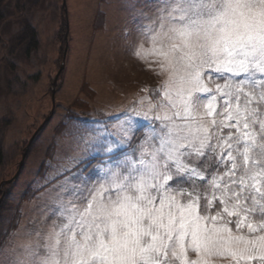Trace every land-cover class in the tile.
I'll use <instances>...</instances> for the list:
<instances>
[{"label": "snow or ice", "instance_id": "1", "mask_svg": "<svg viewBox=\"0 0 264 264\" xmlns=\"http://www.w3.org/2000/svg\"><path fill=\"white\" fill-rule=\"evenodd\" d=\"M145 2L166 82L118 119L121 143L134 117L149 134L60 213L42 264L264 262V0Z\"/></svg>", "mask_w": 264, "mask_h": 264}, {"label": "rangeland", "instance_id": "2", "mask_svg": "<svg viewBox=\"0 0 264 264\" xmlns=\"http://www.w3.org/2000/svg\"><path fill=\"white\" fill-rule=\"evenodd\" d=\"M19 5L4 0L0 7V264H42L60 213L77 202L79 192L102 182L105 169L134 158L149 134V122L134 117L142 130L121 143L126 121L118 118L146 111L151 93L166 82L143 36L161 9L145 0H21ZM23 18L38 32L39 47L30 52L27 44H16ZM61 26H67L64 37ZM137 48L143 50L141 59ZM76 100L88 107L74 105ZM52 113L19 172L25 149ZM100 142L103 152L97 151ZM53 143L57 147L50 151Z\"/></svg>", "mask_w": 264, "mask_h": 264}, {"label": "trees", "instance_id": "3", "mask_svg": "<svg viewBox=\"0 0 264 264\" xmlns=\"http://www.w3.org/2000/svg\"><path fill=\"white\" fill-rule=\"evenodd\" d=\"M4 0H0V7L1 5L3 4ZM19 6L21 7V0H19ZM3 12L0 10V19L3 20ZM62 28V34L61 36L64 37V33H66V28L65 26H61ZM65 30V31H64ZM65 39V38H64ZM65 41V40H64ZM66 43V41H65ZM16 44L17 46L19 47H22L24 45H28V51H32V50H36L38 49L39 47V39H38V32L37 30L33 27V25H31V23L27 20V19H24L23 18V27H22V30L20 31L19 35L17 36L16 38ZM74 105H77V106H86L88 107V105H85L83 104L81 101L79 100H76L74 102ZM57 143H53L51 148H50V151L55 149L57 146ZM3 161H4V152H3V149L0 148V166L3 164ZM26 198H30V197H27Z\"/></svg>", "mask_w": 264, "mask_h": 264}, {"label": "water", "instance_id": "4", "mask_svg": "<svg viewBox=\"0 0 264 264\" xmlns=\"http://www.w3.org/2000/svg\"><path fill=\"white\" fill-rule=\"evenodd\" d=\"M65 58H66V51H65ZM64 68H65V66L62 65L61 68H60V70H59V72H58V74H57V76L55 77V80H54V83H53L54 86L57 85L58 80H59V77H60V75L62 74ZM55 95H56V90L54 89V90H53V98H55ZM52 115H53V113H52L50 116H48V117L46 118V120H45V121L43 122V124L37 129V131L35 132L33 138H32L31 141L29 142V145H28V147L25 149V152H24V154H23V156H22V160H21V163H20V166H19V172H20V170L22 169V167H23V165H24V163H25V160H26V157H27V155H28V152H29V148H30L31 143L33 142L34 138H35V137L41 132V130L45 127V125L51 121V119H52ZM17 176H18V173L15 175V177H14L13 179L7 181L6 183H7V184L12 183V182L17 178Z\"/></svg>", "mask_w": 264, "mask_h": 264}]
</instances>
